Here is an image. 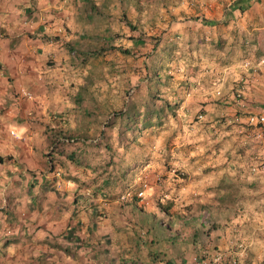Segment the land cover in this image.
I'll list each match as a JSON object with an SVG mask.
<instances>
[{"label":"crops","instance_id":"obj_1","mask_svg":"<svg viewBox=\"0 0 264 264\" xmlns=\"http://www.w3.org/2000/svg\"><path fill=\"white\" fill-rule=\"evenodd\" d=\"M86 1L0 0V209L8 205L17 218L11 224L0 217V226L20 229L17 234L21 242L14 248L22 254L28 250L36 253L48 251L45 241L57 243L72 251L65 256L66 264H197L220 252L240 264H264V142L255 138L254 128L246 119L241 123L248 126L225 131L223 125L218 128V123L210 124L215 105L198 88L184 95L170 89H184L190 84L193 89L202 83L205 86L210 82V73L217 76L221 71L217 82L233 80L245 96L243 102L232 94L227 97V103L232 104L224 110L227 115L241 108L249 115L260 113L264 108V65L260 64L264 60V0H253L243 11L233 7L225 15L228 20L233 18L227 31L217 27L216 14L212 13L206 16L210 21L205 23L199 15L193 20L183 15L172 21L174 26L163 28V52L156 50L154 58L165 56L163 43L173 54L174 44L182 42L180 46L192 48V55L196 50L203 51V56L199 55L202 60L211 47V59H223V69L221 64L213 63V69L201 74L207 79L188 70L191 75L180 82L154 71L148 83L160 90L170 88L139 97L132 112L139 117L138 125L143 116L147 117L146 123L130 130L124 125L120 134L119 140L131 139L129 131L133 132L131 144L137 155L128 156L119 165L115 163L113 169L102 145L77 149L63 145L66 153L76 152L85 163L77 167L60 155L53 170L46 157L52 139L66 132L87 137L94 131L85 123L86 116L94 115L84 109L83 90L74 92L69 86L72 73L80 67L76 53L88 35L82 23L96 21L109 3L90 0L95 12L88 13ZM251 5L252 10L245 11ZM242 23V29L237 27ZM225 34L227 41L222 44L221 36ZM172 60L173 55L167 62L162 57L160 66L176 69L178 65L185 71L184 61ZM247 62L259 70L245 68ZM229 88L232 89L230 84ZM170 114L184 118L202 115V120L188 126L201 130V140L209 132L216 134L213 147L207 148L203 142L192 150L183 148V156L172 155L176 159L169 157L164 163L166 167L174 164L181 172L161 171L160 164L151 161L156 154L143 143L163 119L154 122ZM148 142L152 147L155 144L153 140ZM143 147L148 149L146 161L140 151ZM168 149L175 151L164 147L167 153ZM128 192H142L144 197L122 203V196ZM170 197H179L185 203L184 209L170 210L174 216H166L159 207ZM177 214L185 217L177 220ZM26 231L31 239L25 236ZM176 233L180 236L176 237Z\"/></svg>","mask_w":264,"mask_h":264},{"label":"rangeland","instance_id":"obj_2","mask_svg":"<svg viewBox=\"0 0 264 264\" xmlns=\"http://www.w3.org/2000/svg\"><path fill=\"white\" fill-rule=\"evenodd\" d=\"M120 1H122V3H120ZM108 3L109 5L105 6L104 8V14L102 12L100 15L98 14L96 21H93L91 24L86 21L85 23H82V27L87 28L86 33H88V35L86 36V40L83 41L82 48L78 49L76 53L80 67L75 68V72L72 73L71 76L73 80L70 81L69 86L74 92L79 91L78 89L83 90L84 96L86 97L84 109L87 112L91 111V115H94L91 118H89L90 116H86L85 118L87 121L85 123L91 125L94 131H92V134L87 137L74 136L68 132L58 134L56 138L58 139V144L56 145L57 147L48 149L47 155L51 152H54L56 149L59 150V148H61L63 145L73 149H77L83 145L93 147L91 146L92 143L90 142L94 141L96 144L102 145L103 151L106 150L109 167L111 166L113 169H116L113 166L115 163L118 164L119 161H125L126 158L128 159V156L130 158L135 154L137 155V151L134 153L136 148L131 144V139L134 138L133 132L129 131V134H131V139L125 137V139L119 140L121 131H124V125L128 130H130V128L134 129L135 125H138L137 123H139L138 115H135L132 112L135 102L138 101L139 97H142L143 94H147L151 91L154 93L158 92V90L164 91L165 88L168 87H161L160 90L158 87H155V85H150L148 83V78L154 75V71H157V73L160 72V75L165 77V79L173 78L175 81L180 82L181 79H185L191 75L188 70H190L192 73H197L200 79H207L208 77L206 75L201 76V74H203L205 70L213 69L211 68L213 63H215V66L221 64L220 69H223L222 66L224 64L222 62L225 63L223 59H221L222 62H217L216 59H211V57L214 55L211 53V47L208 50L209 52L206 55L207 57L204 56L202 60L199 55L201 54L203 56V51L200 52L193 48L196 51H194L195 54L193 53L194 55H192V48L180 46L183 45L182 42L181 44H174L176 50H174L175 53L173 54L172 49L169 48L166 43H163L166 49V53L164 54L165 56L160 55L154 58L156 55L154 52L156 50L160 49V51L163 52V49L160 47V44H162V42L165 40L163 33H161L163 28L166 26H174L172 21L177 20V17L179 16L185 17L183 15L191 17L192 20L196 17V15H199L198 18L201 19L202 23H205V21L208 20L206 19V16L212 13L216 14L215 19L216 23L218 24L217 27L220 28L221 31H227L233 21V18L228 20L226 16L228 13L232 12L235 2H233V0H108ZM252 7L253 6L251 5L248 7L249 9L246 8L245 11L249 12V10H252ZM235 11H237V8ZM222 14L224 16L226 15L225 18L218 21L217 19L222 16ZM237 15L240 17L239 12H237ZM129 21L135 27V30L130 29L128 26ZM176 24L177 23H175V27L178 26ZM243 25L245 24L242 23L237 27L242 29L241 27H243ZM246 26L249 27L247 22ZM226 36V34L221 36L223 39L222 44H225L227 41ZM219 39L217 40L219 41ZM102 47L107 50L106 55L104 57L102 56L101 58H99V56H94V53L99 51ZM120 49L127 50L130 54L125 55ZM168 52H170V55H168ZM171 55H173V63H180V61H184V65L186 66L185 71L179 69L178 65H175L176 69L173 68V66H171L172 68L169 66H160V59L164 57L167 62L171 58ZM223 57L224 55L221 56V58ZM260 64L264 65L262 63ZM215 66L213 65V67ZM256 66L257 65L250 63L248 69H251L252 72H256L259 70V68ZM220 73L222 72H217V76L213 75V73H210V82L205 86H203L202 83V85L196 86L194 89L192 87L193 84L186 86L184 89H181V86H174L175 89L173 87L168 88L171 89V92H181L182 95L186 94L189 89L197 90V88L199 91L206 93L210 99H213L211 100V103L215 105L213 122L210 124L218 123L217 127H221L223 125L224 127L222 128V131L228 130L230 128L232 129L235 126H248L244 122L241 123L242 120L245 121L246 119L247 121L246 116L249 115L244 112V109L241 108V110L233 112V115H227L225 112L227 107H232V104L227 103L228 96L232 94L236 100L242 102L245 96L243 89L241 87L237 89L235 86L237 82L233 80L231 82L230 79H226L225 82L221 81L218 83L219 81L217 82V77ZM241 75L243 74L240 73V76ZM212 81L216 83L213 85L211 83ZM237 81L239 83L241 78ZM220 84H223L222 89H218ZM229 84L232 89L229 88ZM218 92H220V95ZM176 115L177 116L170 114L166 117H159L154 123H159L160 118H162V125L158 129H155L151 135L146 136L145 141H143V143L150 147L149 150L156 154V156L154 155L155 157H153V159L150 158L151 161L156 163L158 162V165L160 164L159 166L161 167L160 170L163 172L166 170L170 172L173 170L174 172H181L177 166L174 167V164L167 165V167L166 165L164 166V163L169 157L170 159H176L173 158L172 155L175 157L183 156L181 149L186 148L188 150H192L196 145L199 146L203 142L207 143L206 147L209 148L213 147V145L216 143L214 141L216 139H214L213 136L216 134L212 135L209 132L207 133L208 136H206L204 140H201L199 136L201 130L190 128V126H188L191 125L190 123L195 124L197 119L202 120L203 118H200L202 115L191 118H184L178 114ZM237 118L240 119V122L236 121ZM146 119L147 117L143 116L138 126L143 127V125L146 123ZM190 119H192L193 122H190ZM75 124H77V122ZM85 126L87 127V124ZM12 127L16 128L15 125ZM214 131L219 130L214 129ZM70 140H74V142L68 143L67 141ZM148 140L155 141L153 147L151 146V142H148ZM119 143L123 147H121ZM104 144H107V147H105ZM184 144L186 146H184ZM165 146L171 149L175 148V151L170 152L168 149L169 152L167 153L164 150ZM140 151L141 153H144L143 160L146 161L148 159V149L143 147L140 149ZM55 153L57 154V152ZM201 155L208 154H203L202 152ZM51 157H54V159H51ZM57 159V155L47 157V160L52 162V164L54 163V165L58 163ZM110 172L113 173L112 171ZM142 190L145 191L146 189ZM235 190L237 192L239 191L241 194L243 193V190L240 191L237 187ZM246 197L247 196H240V198ZM226 198L227 196H224L223 199L226 200ZM225 202H227V200ZM184 204L185 203H181L179 197H170L169 199L163 200V205H165V207L170 205L171 210L175 209V207L178 209H184ZM13 230L16 233L20 232L19 228L13 227ZM10 261L11 264H17L16 258L11 259Z\"/></svg>","mask_w":264,"mask_h":264},{"label":"trees","instance_id":"obj_3","mask_svg":"<svg viewBox=\"0 0 264 264\" xmlns=\"http://www.w3.org/2000/svg\"><path fill=\"white\" fill-rule=\"evenodd\" d=\"M253 0H237L234 3V7L239 8L240 11H243V8L245 5H248L249 3H251ZM86 11L95 12V5L94 3H92V1L87 0L86 1ZM126 20V19H125ZM128 26L130 27L131 30H135V27L132 25V23L129 21L128 22ZM222 42V41H221ZM116 50V49H113ZM121 52L125 55L130 54L129 51L124 50V49H120ZM107 50L105 48H101L99 51H97L95 53V56H103V53L106 52ZM76 52V51H75ZM91 141L90 143H92L91 146L93 147H98L100 146L99 144H96V142ZM58 144V139L54 138L51 140V145L49 149H53L55 147H57L56 145ZM55 150V149H54ZM57 152V154L55 153ZM65 156L68 160H70L73 164H75L77 167H82L83 164L85 163V161H82L81 159L78 158V155L76 154V152H72L71 154L66 153V151L63 149V147L56 149L54 152H51L50 154H46V157L49 156ZM51 159H54V157H51ZM3 159H0V161L2 162ZM51 163V164H50ZM49 164L51 165V169L54 170V167L56 165H54V163L52 164V162H49ZM109 165V164H108ZM87 167H91L89 165L86 164ZM93 169V168H92ZM130 194V196L125 199L122 200V203H129L132 202L136 199L139 198L138 194L134 193V192H128ZM127 194V193H126ZM161 211L166 215H170V216H174L171 215V207L170 205L166 206L163 204L159 205ZM15 214L10 211L8 209V205H6L5 207H3L2 209H0V216L1 218L6 219V221L11 224H14L15 220H17L16 217H13ZM182 217H185V215H181V214H177L176 218L177 220H180ZM175 218V217H174ZM190 219H193V217H191ZM164 224V219L161 220V225ZM169 225V224H168ZM0 264H11V259L16 258L17 264H66L65 261V256L66 255H71L72 251L69 248H65L60 244L57 243H51L49 241H45V245L48 248V251H43V250H38V252L34 253L31 252L30 250L25 251L24 254L20 253V251H17L16 248H14V246L18 243L21 242V238L18 236V234L13 230V228H6L4 226V224L2 226H0ZM16 228V227H15ZM170 229V227H168ZM19 233V232H18ZM30 233L28 231H26L25 236L27 238H32L31 235H29ZM176 237L180 236V233H176L175 234ZM33 246V245H32ZM15 249L14 252L12 251V249ZM26 254V256H25Z\"/></svg>","mask_w":264,"mask_h":264},{"label":"built area","instance_id":"obj_4","mask_svg":"<svg viewBox=\"0 0 264 264\" xmlns=\"http://www.w3.org/2000/svg\"><path fill=\"white\" fill-rule=\"evenodd\" d=\"M262 64H264V60L261 61ZM250 63L247 62L244 64L245 68H249ZM220 95V92H218ZM243 107L246 108V104L243 103ZM203 118V117H200ZM237 122H240V119H236ZM247 124L254 128V136L258 141L264 142V108L260 111L258 114H252L247 117ZM68 143H73L74 140L67 141ZM255 171V169H254ZM130 196L129 193L125 194L122 199L125 200ZM139 198L144 197V193L138 194ZM240 249H243L242 245H239ZM197 264H240V261L237 259H229L228 255L226 253H218L216 254L212 259H210L207 262L198 261Z\"/></svg>","mask_w":264,"mask_h":264}]
</instances>
